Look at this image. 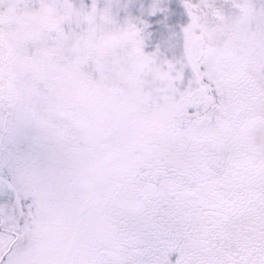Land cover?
<instances>
[{
  "label": "snow or ice",
  "instance_id": "1",
  "mask_svg": "<svg viewBox=\"0 0 264 264\" xmlns=\"http://www.w3.org/2000/svg\"><path fill=\"white\" fill-rule=\"evenodd\" d=\"M0 264H264V0H0Z\"/></svg>",
  "mask_w": 264,
  "mask_h": 264
}]
</instances>
